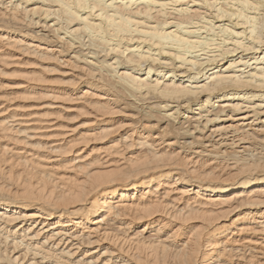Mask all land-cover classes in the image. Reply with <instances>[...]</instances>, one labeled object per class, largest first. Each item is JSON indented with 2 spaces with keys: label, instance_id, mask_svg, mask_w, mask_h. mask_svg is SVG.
<instances>
[{
  "label": "bare ground",
  "instance_id": "6f19581e",
  "mask_svg": "<svg viewBox=\"0 0 264 264\" xmlns=\"http://www.w3.org/2000/svg\"><path fill=\"white\" fill-rule=\"evenodd\" d=\"M0 264H264V0H0Z\"/></svg>",
  "mask_w": 264,
  "mask_h": 264
},
{
  "label": "rangeland",
  "instance_id": "374dc122",
  "mask_svg": "<svg viewBox=\"0 0 264 264\" xmlns=\"http://www.w3.org/2000/svg\"><path fill=\"white\" fill-rule=\"evenodd\" d=\"M23 68H26V67H23ZM55 76H57V75H51V74H48L46 77L47 78H54ZM18 80H11V81H9V82H17ZM2 90H9V87H6V88H4V89H2ZM1 92H5V93H7V91H1ZM11 92H13V91H11ZM65 117H67V116H65ZM117 118H119V116L117 117ZM68 121H70V120H67V122Z\"/></svg>",
  "mask_w": 264,
  "mask_h": 264
}]
</instances>
